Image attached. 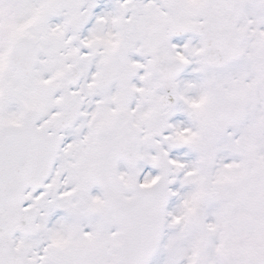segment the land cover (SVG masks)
<instances>
[{
    "label": "snow or ice",
    "instance_id": "6c2138e0",
    "mask_svg": "<svg viewBox=\"0 0 264 264\" xmlns=\"http://www.w3.org/2000/svg\"><path fill=\"white\" fill-rule=\"evenodd\" d=\"M0 264H264V0H0Z\"/></svg>",
    "mask_w": 264,
    "mask_h": 264
}]
</instances>
